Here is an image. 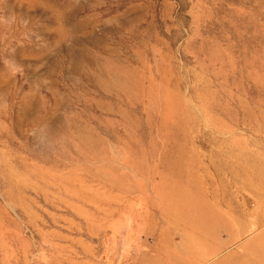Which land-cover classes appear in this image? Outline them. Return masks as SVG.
Listing matches in <instances>:
<instances>
[{
    "label": "rangeland",
    "instance_id": "374dc122",
    "mask_svg": "<svg viewBox=\"0 0 264 264\" xmlns=\"http://www.w3.org/2000/svg\"><path fill=\"white\" fill-rule=\"evenodd\" d=\"M0 264H264V0H0Z\"/></svg>",
    "mask_w": 264,
    "mask_h": 264
},
{
    "label": "bare ground",
    "instance_id": "6f19581e",
    "mask_svg": "<svg viewBox=\"0 0 264 264\" xmlns=\"http://www.w3.org/2000/svg\"><path fill=\"white\" fill-rule=\"evenodd\" d=\"M172 201H174V203H176L177 206H175V205H173V206H175L174 209H175V211H178V213L180 214V217H182L181 215H183V217H185L184 219L188 220V223L189 222L192 223V219L194 221L196 220L197 224L195 226H197V228L199 230H202L203 232L204 231H206V232L210 231L212 233L215 225H218L217 223L220 222V221L218 222V220H219L218 216L214 215L215 213H213V215L211 216L212 213H210L211 212L210 209H209V213H208L207 210H205V208L202 207L200 202H197V203L195 202L196 205L193 204L194 201L193 202L190 201V199L188 198L187 195L180 194L176 189H173V191L169 190V192H167L164 195V202L167 205H171ZM191 202H192V204H191ZM207 208H209V207H207ZM210 232H209V234H211Z\"/></svg>",
    "mask_w": 264,
    "mask_h": 264
}]
</instances>
